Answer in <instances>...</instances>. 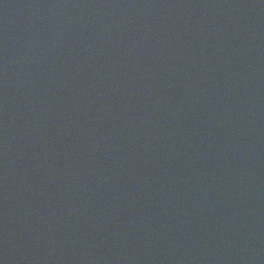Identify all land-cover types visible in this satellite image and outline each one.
I'll return each instance as SVG.
<instances>
[{"label":"water","instance_id":"obj_1","mask_svg":"<svg viewBox=\"0 0 264 264\" xmlns=\"http://www.w3.org/2000/svg\"><path fill=\"white\" fill-rule=\"evenodd\" d=\"M0 264H264V0H0Z\"/></svg>","mask_w":264,"mask_h":264}]
</instances>
